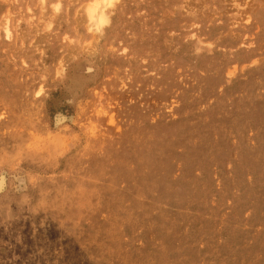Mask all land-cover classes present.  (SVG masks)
I'll list each match as a JSON object with an SVG mask.
<instances>
[{"label": "rangeland", "instance_id": "obj_1", "mask_svg": "<svg viewBox=\"0 0 264 264\" xmlns=\"http://www.w3.org/2000/svg\"><path fill=\"white\" fill-rule=\"evenodd\" d=\"M0 264H264V0H0Z\"/></svg>", "mask_w": 264, "mask_h": 264}, {"label": "bare ground", "instance_id": "obj_2", "mask_svg": "<svg viewBox=\"0 0 264 264\" xmlns=\"http://www.w3.org/2000/svg\"><path fill=\"white\" fill-rule=\"evenodd\" d=\"M108 2H109V0H108ZM109 5V4H108ZM96 9L97 8H89V10H88V16H89V19H90V21L91 22H93L95 19H97L98 20V22H99V25H102L104 22H105V19H106V17H105V13L103 14H99V15H96L95 14V12H96ZM102 11V10H101ZM103 12V11H102ZM95 25V24H94Z\"/></svg>", "mask_w": 264, "mask_h": 264}]
</instances>
